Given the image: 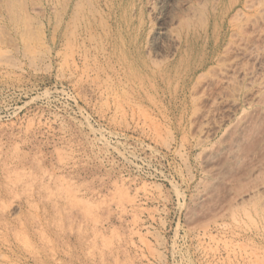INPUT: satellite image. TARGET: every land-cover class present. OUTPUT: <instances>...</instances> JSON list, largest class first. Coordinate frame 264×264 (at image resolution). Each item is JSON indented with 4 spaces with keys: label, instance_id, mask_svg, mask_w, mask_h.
<instances>
[{
    "label": "rangeland",
    "instance_id": "1",
    "mask_svg": "<svg viewBox=\"0 0 264 264\" xmlns=\"http://www.w3.org/2000/svg\"><path fill=\"white\" fill-rule=\"evenodd\" d=\"M0 264H264V0H0Z\"/></svg>",
    "mask_w": 264,
    "mask_h": 264
}]
</instances>
